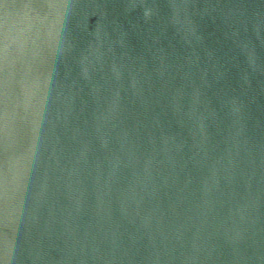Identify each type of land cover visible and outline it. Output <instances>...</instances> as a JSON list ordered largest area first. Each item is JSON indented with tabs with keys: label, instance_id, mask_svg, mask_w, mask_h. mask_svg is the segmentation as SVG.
Instances as JSON below:
<instances>
[{
	"label": "water",
	"instance_id": "1",
	"mask_svg": "<svg viewBox=\"0 0 264 264\" xmlns=\"http://www.w3.org/2000/svg\"><path fill=\"white\" fill-rule=\"evenodd\" d=\"M0 264H264V0H0Z\"/></svg>",
	"mask_w": 264,
	"mask_h": 264
}]
</instances>
